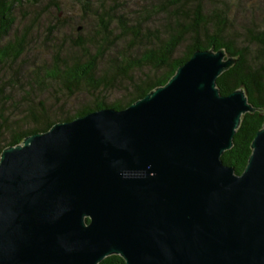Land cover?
<instances>
[{"label":"water","instance_id":"obj_1","mask_svg":"<svg viewBox=\"0 0 264 264\" xmlns=\"http://www.w3.org/2000/svg\"><path fill=\"white\" fill-rule=\"evenodd\" d=\"M236 58L197 49L161 86L26 136L0 153V264H264V125L244 170L220 156L242 87ZM264 124V123H263Z\"/></svg>","mask_w":264,"mask_h":264},{"label":"trees","instance_id":"obj_2","mask_svg":"<svg viewBox=\"0 0 264 264\" xmlns=\"http://www.w3.org/2000/svg\"><path fill=\"white\" fill-rule=\"evenodd\" d=\"M42 1L0 0V42L6 39L0 43V65H13L27 49L31 25L17 28L16 36L8 37L15 22V7ZM77 1L84 8L83 18L95 19V29L84 32L83 25L77 27L79 32L71 40L70 48L56 55L44 67V74L71 94L73 90L83 89L88 100L61 113H53L38 100V107L29 104L22 116L16 117L10 115L7 106L14 101L4 98L9 89L0 87V153L8 146L21 143L28 135L48 130L56 122L102 107H127L164 85L197 49L223 48L226 55L236 58L216 78L219 92L225 95L242 87L248 102L264 110V23L250 21L249 26L238 30L223 10H205L201 0L187 8L183 4L186 0H144L133 16L121 11L117 0ZM47 3L45 11L52 6L59 11L57 0ZM162 10L167 17L165 23L153 25ZM55 28L52 25L50 29ZM114 89L120 96L105 102V94ZM263 123L264 111L255 109L241 116L231 148L220 156L236 174L244 170L251 141ZM98 264H125V261L113 254Z\"/></svg>","mask_w":264,"mask_h":264},{"label":"rangeland","instance_id":"obj_3","mask_svg":"<svg viewBox=\"0 0 264 264\" xmlns=\"http://www.w3.org/2000/svg\"><path fill=\"white\" fill-rule=\"evenodd\" d=\"M47 1L43 0L37 5L25 2L19 5V8L15 7L13 11L15 22L11 33L8 34L9 38L16 36L17 28L20 29L26 24L31 27L28 33L27 49L21 58L13 65H0V87L5 86L9 89L4 98L15 102V104L14 102L7 104L11 110V116H22L29 104L38 107V100H42L44 106L52 109L53 113H61L82 104L89 97L81 88L73 90L71 94L58 83L49 81L44 74V67L50 65L56 55L70 48L71 40L79 32L77 27L83 25L84 32L92 27L95 29L96 21L83 18L84 8L77 0H57L60 6L59 11L53 6L45 11L49 6ZM117 1L123 8L120 10L131 16L144 2V0ZM149 1L157 2L158 0ZM197 1L200 2V0H186L183 4L187 8ZM201 2L205 10L214 8L223 10L225 16L228 20L232 19L238 30L243 26H249L250 21L257 24L264 23V0H201ZM166 19L165 12L162 10L154 19L153 25L160 22L163 24ZM52 25L56 26L53 31L50 29ZM5 40H1L0 43ZM120 94L114 89L107 92L103 99L105 102H111Z\"/></svg>","mask_w":264,"mask_h":264}]
</instances>
